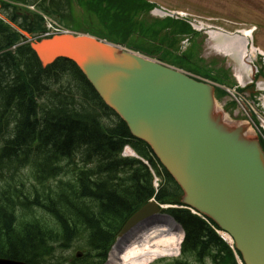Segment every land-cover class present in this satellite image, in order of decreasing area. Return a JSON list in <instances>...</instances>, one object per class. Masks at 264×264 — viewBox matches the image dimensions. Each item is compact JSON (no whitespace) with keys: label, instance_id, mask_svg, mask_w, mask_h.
<instances>
[{"label":"trees","instance_id":"16d2710c","mask_svg":"<svg viewBox=\"0 0 264 264\" xmlns=\"http://www.w3.org/2000/svg\"><path fill=\"white\" fill-rule=\"evenodd\" d=\"M74 3L97 20L75 18ZM152 6L146 0H52L39 9L78 31L99 23L100 37L211 75L194 46L174 57L158 52V46L178 47L177 32L192 31L184 22L148 23ZM30 18L21 27L33 34L45 30L40 14ZM222 74L214 79L222 81ZM224 94L220 89L219 96ZM128 143L160 176L158 190L146 163L122 156ZM181 197L182 189L151 147L132 136L73 61L60 58L43 67L27 38L0 20V257L32 264H104L140 207L152 198L182 205ZM167 212L186 236L181 257L164 264H237L233 248L205 219L184 207Z\"/></svg>","mask_w":264,"mask_h":264},{"label":"water","instance_id":"95a60500","mask_svg":"<svg viewBox=\"0 0 264 264\" xmlns=\"http://www.w3.org/2000/svg\"><path fill=\"white\" fill-rule=\"evenodd\" d=\"M31 46L44 66L60 57L74 61L131 134L151 146L183 189V202L229 232L246 264H264V150L246 126L217 110L214 83L90 34L55 35ZM161 215L157 202L148 203L119 239ZM0 264L31 263L0 258Z\"/></svg>","mask_w":264,"mask_h":264},{"label":"rangeland","instance_id":"374dc122","mask_svg":"<svg viewBox=\"0 0 264 264\" xmlns=\"http://www.w3.org/2000/svg\"><path fill=\"white\" fill-rule=\"evenodd\" d=\"M2 1L7 7V14H15V19L21 23V25L29 24L31 22V14H34V12L42 15L44 24L48 25L49 16L46 15L49 14L40 10L39 7L36 6L35 1ZM146 1L149 3H155L161 7L169 8L176 13L179 12L185 14L183 17L176 15L174 18L163 19L156 17V14L148 12L149 15L146 17L148 23L154 22L153 24H156V22L164 21H173L178 23L184 22L190 26L192 31L191 33L177 32L178 34L175 36L178 39V47L175 49L172 46L168 48L167 45H164L163 47L158 46V52L162 55H171L174 57L180 54L182 55L184 53H188L189 49L194 46L195 54L200 57L199 59L201 60V64L204 65V69L211 74L208 75V77L205 75L199 76L211 82L219 83L221 90L226 89L225 91L227 92V95H224L223 98L218 101L219 107L224 108L225 111L229 113L227 114L228 117L230 118L231 116V118L237 122L250 119L255 124L262 127L264 125V84L262 83L264 81V54H258V57L255 58L256 55L253 50L250 51L252 56L255 58L256 64L258 65V72L254 79L250 77L247 71H245V79L241 81L238 78V71L239 68L242 67V64L237 50L234 49L236 52L233 51L234 53L232 52L231 55H229V53L217 51L215 44L220 43L222 39L218 40L213 38V40L210 31L202 30L201 23H204L206 26L212 25L214 27H222L224 28V31L228 33L254 29L253 40L255 47H258L264 53V0ZM42 4L47 3L43 2ZM19 10H22V14H18ZM72 10V13L79 19L89 17V20L91 21L93 19L97 20L95 15H88L86 10L78 4H74ZM66 11H70V9L66 8ZM1 13L5 17V13L3 11ZM85 25L88 31L95 34H97L96 30L98 31L101 29V25L99 23H95L91 26H88L87 24ZM215 31H217V29H215ZM125 45L128 46L127 43ZM221 71H223L222 81L218 82L216 80V75H218ZM245 96H247V103H240L239 99H243ZM178 256L179 254L176 255V257ZM176 257H163L149 264H164L166 260ZM163 259L164 261L162 263L161 260Z\"/></svg>","mask_w":264,"mask_h":264},{"label":"bare ground","instance_id":"6f19581e","mask_svg":"<svg viewBox=\"0 0 264 264\" xmlns=\"http://www.w3.org/2000/svg\"><path fill=\"white\" fill-rule=\"evenodd\" d=\"M249 36L250 31L248 30L240 35H227L215 30L211 32L212 39H222L220 43L215 44L217 51L231 55L236 49L239 53L242 67L239 68L238 78L241 81L245 79V71H248L250 75L254 74V65L250 62L252 55L250 51L255 52V49H246ZM217 110L223 112L227 122L231 121L221 107L217 106ZM250 132L251 129L247 127V134ZM126 152L129 151L126 150ZM130 153L134 154V151ZM225 237L231 241L227 234ZM182 238L183 230L179 224L172 218L162 215L156 219L155 223L121 238L114 246L106 264H149L162 257L176 256L180 251Z\"/></svg>","mask_w":264,"mask_h":264},{"label":"flooded vegetation","instance_id":"af4514ba","mask_svg":"<svg viewBox=\"0 0 264 264\" xmlns=\"http://www.w3.org/2000/svg\"><path fill=\"white\" fill-rule=\"evenodd\" d=\"M34 1H35L36 5H39V4L43 3V2L52 1V0H34ZM18 12H19L18 14H22V10H19Z\"/></svg>","mask_w":264,"mask_h":264}]
</instances>
